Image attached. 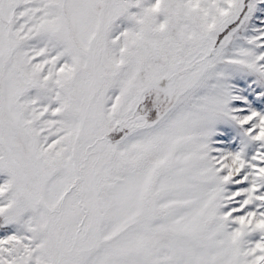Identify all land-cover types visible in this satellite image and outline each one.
<instances>
[{"label": "rangeland", "instance_id": "rangeland-1", "mask_svg": "<svg viewBox=\"0 0 264 264\" xmlns=\"http://www.w3.org/2000/svg\"><path fill=\"white\" fill-rule=\"evenodd\" d=\"M0 264H264V0H0Z\"/></svg>", "mask_w": 264, "mask_h": 264}]
</instances>
